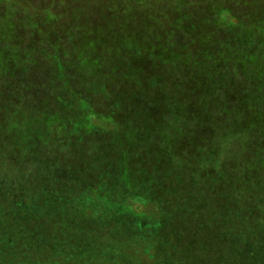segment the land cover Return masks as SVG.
Listing matches in <instances>:
<instances>
[{
    "label": "trees",
    "instance_id": "obj_1",
    "mask_svg": "<svg viewBox=\"0 0 264 264\" xmlns=\"http://www.w3.org/2000/svg\"><path fill=\"white\" fill-rule=\"evenodd\" d=\"M80 1L103 7L111 2ZM132 1L144 6L143 0ZM167 2L183 11L175 31L192 26L198 35L209 33L197 41L201 49L214 45L211 36L228 38L219 42L226 51L217 58L197 54L190 60L186 51L171 50L162 69L180 63L184 75L173 98L164 86L149 101L138 94L145 87L151 91L163 74L149 88L140 65L133 68L138 85L127 83L141 89L132 96L114 91L109 111L100 113L94 97L76 88L79 66L63 63L57 46L51 50L62 75L50 81L57 109L49 102L35 107L17 90L9 95L1 90L8 88L6 79L10 84L14 76L23 78L21 68L0 67V264L201 263L209 240L216 245V262L224 248L225 264L264 259V251L252 245L264 238V65L255 58L264 59V14L256 16V0H222L227 8L211 11L209 3V13L198 20L202 15L188 13L190 1ZM244 6H253L246 12L255 14H233ZM115 9L124 11L126 2H115ZM150 16L160 19L163 10L153 9ZM206 24L209 30H203ZM245 24H259L261 32L243 40ZM63 32L70 39L75 35L66 27ZM164 35L170 34L161 30ZM175 36L170 35L174 48L180 44ZM236 38L254 48L231 46ZM127 42L136 44L130 36ZM152 48L154 56L162 55V48ZM234 51L239 55L230 60ZM145 52L139 48L140 55ZM101 60L93 61L94 70L87 62L82 75L91 72L87 88L106 97L108 85H114L103 75ZM53 64L54 74L59 68ZM64 84L71 100L61 94ZM125 103L134 113L121 112Z\"/></svg>",
    "mask_w": 264,
    "mask_h": 264
},
{
    "label": "rangeland",
    "instance_id": "obj_2",
    "mask_svg": "<svg viewBox=\"0 0 264 264\" xmlns=\"http://www.w3.org/2000/svg\"><path fill=\"white\" fill-rule=\"evenodd\" d=\"M79 1L80 0H0V67L2 64L6 66L11 64L14 68L19 66L21 69L18 71H22L23 75V78L14 76L15 79L13 78L10 84H7V82H10L12 79H6L8 88L4 86L1 87V90L4 89L6 95L17 90L19 94L16 95L31 99L35 107L49 102L50 109H57L56 96L52 94L55 92L54 89L56 88L50 86V81L52 77L61 79L62 70L59 68L60 62L57 59L58 57L55 53L52 54L51 48L59 46V48H61V54H64L61 58L63 63L69 64L73 69L78 65L81 70L80 74H76L77 77L75 79L79 81L75 82L77 84L76 88L78 90H83V96L85 98L94 97L91 100L96 111L107 114L109 111L108 108H110L109 105L114 103V96L112 95L114 91L121 94L127 91L128 93L126 96H132L141 89L139 87L138 89L132 90V84L127 83L129 79H131L135 85H138L136 84V76L134 74L137 70H133L134 67L143 65L145 71L143 73L146 75V78L149 79V88L151 81H153L154 78H159V75L163 73L160 79L153 81L154 88L151 91L145 87L138 92V94H147V99L149 101L151 97H157V93L160 91L159 89L163 88V86L166 88L164 91L172 96V89L175 83L184 79L182 71L178 69L179 65H181L180 63L175 69H162L165 64V57L171 55V50L175 49L177 53L178 51H186L190 60H193V57L197 54H202L203 56H206V54H213V56L217 58L220 55L219 52L224 54L226 51L225 47L222 48V50H220L219 47L220 41L226 42L228 39L224 34L215 36L214 38L211 36L214 45L205 46L206 49L203 50L201 46L204 47V45L202 42L200 43L197 41L207 40L209 33L202 31L198 35L193 31L192 26L180 33L175 31V26L181 25L182 18L180 15L183 11L177 4L173 5L174 3H169L167 0H143L144 6L141 8L132 5V0H114L117 4L118 2H126V9L124 11H117L115 9V2L112 0L107 4V7L94 3L88 5L83 1ZM157 1H161V3ZM188 1L192 3L193 9L194 4L196 7L198 3L199 9H197V7V10H193L191 7L188 9L189 14L195 11L196 16L202 15L197 18L198 20L209 13L207 12L209 3L213 4L211 11L227 8L229 6L228 3L222 5V0ZM244 7L245 8L235 7L236 9L233 11V14L236 16H253V14H255L253 13L254 11L248 14L246 12V9H250L253 6ZM262 7H264V0H256V16H262L264 14ZM152 8L162 9L163 16H161L160 19L156 17L154 18L155 20H153L150 16L153 13ZM154 15L156 16V14ZM157 19L160 20V23L156 21ZM60 22L62 25H60ZM245 22L249 23L247 21ZM187 24L188 22L185 21L183 26ZM245 25L248 30L245 35L243 34V40L247 38V33L255 32L254 34H256V32H261V26L259 24H256L255 27H251V24ZM58 27H60L59 31ZM65 27L67 28L68 34H75L72 39L66 37V33L63 32ZM205 29L209 30L207 24L204 26L203 30ZM161 30L164 34H175L176 39L180 38L179 46L174 48L175 42L173 40L171 41L170 35L161 36ZM128 36L133 38L136 44L128 43ZM153 45L157 52L161 48L163 49L161 50V56L153 55ZM231 46L246 50L254 48V46L249 47V44L245 42L243 46L237 38L232 39ZM139 48L146 49L144 55L139 54ZM254 52H256V48ZM260 52H263V50ZM48 53L51 54L48 55ZM83 53H85V55H83ZM90 53L93 54L92 60L90 59V57H92ZM238 55L239 53L234 51L230 60ZM100 57L102 58L101 62L103 67H105L103 75L105 74L106 77L108 76V81L114 85H108L106 97L96 96L87 88L88 84L86 83L90 79L91 72L87 71L82 75L83 66L89 62L90 64L92 63L91 66L93 70L94 68L96 69V65L93 61H98ZM255 58L257 64L260 63V65H264V59L260 58L259 60V54L255 56ZM184 60H187L185 53L183 61ZM54 61L57 63L59 69L57 73L53 74L51 66L54 65ZM145 62L152 63L157 69H152L151 71ZM106 68L111 70H107ZM255 69L256 68L253 70ZM156 71L158 73L155 74ZM152 72L154 74L153 76L151 75ZM183 72L185 73L184 69ZM80 80H82L83 83H80ZM61 94L69 100L72 99V97H70L72 93L66 89V84L61 88ZM108 97H111L109 101L106 100ZM143 102L144 101H142V103ZM129 106L130 105L125 103L120 108L121 112L125 115L134 113L132 110H129ZM204 240L198 239L197 242ZM252 245L255 252L259 250L264 251V238L254 239ZM256 246L259 248L256 249ZM215 248L216 245L213 246L209 240L205 243V254L203 259L202 257L200 259L201 263L190 264H225L229 260V257H225L223 260L222 258L224 256L223 253L226 255L228 254V252H226L227 250L224 248L223 252L221 245V249H218L220 252H223L220 255L221 262H216L218 258H214ZM261 256L264 258V254ZM163 261H165V258H163ZM176 264L186 263H181L179 259ZM236 264H264V259L260 260L257 258L245 262L240 261Z\"/></svg>",
    "mask_w": 264,
    "mask_h": 264
}]
</instances>
